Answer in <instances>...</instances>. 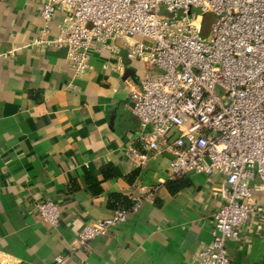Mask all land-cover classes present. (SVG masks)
<instances>
[{"label": "crops", "instance_id": "obj_1", "mask_svg": "<svg viewBox=\"0 0 264 264\" xmlns=\"http://www.w3.org/2000/svg\"><path fill=\"white\" fill-rule=\"evenodd\" d=\"M43 3L0 0V264H197L213 238L225 177L171 178L167 156L134 162L128 149L140 147V121L130 92L147 66L115 39L116 51L91 47L78 74L67 48L50 43L66 12L57 9L46 31ZM251 187L252 210L228 242L233 264H264V179L256 175ZM114 194L130 205L115 206ZM140 199L124 223L78 246L86 223ZM46 200L61 208L58 225L37 210Z\"/></svg>", "mask_w": 264, "mask_h": 264}, {"label": "built area", "instance_id": "obj_2", "mask_svg": "<svg viewBox=\"0 0 264 264\" xmlns=\"http://www.w3.org/2000/svg\"><path fill=\"white\" fill-rule=\"evenodd\" d=\"M57 9L66 16L50 43L67 48L78 74L89 67L91 47L113 48L115 39L131 60L147 66L140 87L130 92L129 107L140 121V147L128 149L134 162L145 166L167 156L171 178L191 172L225 177L213 238L197 264H233L228 242L239 237L252 210L251 181L264 179V0H44L46 31ZM206 12L215 17L209 37L202 36ZM142 190L153 195L156 188ZM141 200L86 223L78 246L108 235ZM37 210L58 225L57 203L39 202Z\"/></svg>", "mask_w": 264, "mask_h": 264}, {"label": "rangeland", "instance_id": "obj_3", "mask_svg": "<svg viewBox=\"0 0 264 264\" xmlns=\"http://www.w3.org/2000/svg\"><path fill=\"white\" fill-rule=\"evenodd\" d=\"M191 11L196 12V13H202L201 10L196 7H193ZM163 12H166L165 9L163 10ZM214 21H215V17H214V14H212L211 12H206L203 14V20H202V36L203 37L210 36Z\"/></svg>", "mask_w": 264, "mask_h": 264}, {"label": "trees", "instance_id": "obj_4", "mask_svg": "<svg viewBox=\"0 0 264 264\" xmlns=\"http://www.w3.org/2000/svg\"><path fill=\"white\" fill-rule=\"evenodd\" d=\"M137 175H138V171H134L133 173H131V174L129 175V180H130V181H133L134 178H135ZM168 185H169V187H170L171 183H168ZM113 198H114V205H115V206H117V205L119 204V205H124V206L128 207V206L130 205V203H131V199H130L128 196L123 195V194H117V195L114 194V195H113ZM119 205H118V206H119Z\"/></svg>", "mask_w": 264, "mask_h": 264}]
</instances>
